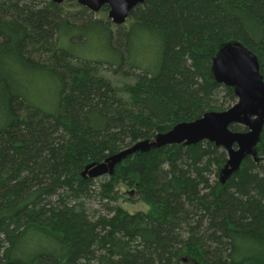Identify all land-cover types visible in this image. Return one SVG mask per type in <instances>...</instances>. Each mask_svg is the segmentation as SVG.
Returning <instances> with one entry per match:
<instances>
[{
  "label": "trees",
  "instance_id": "trees-1",
  "mask_svg": "<svg viewBox=\"0 0 264 264\" xmlns=\"http://www.w3.org/2000/svg\"><path fill=\"white\" fill-rule=\"evenodd\" d=\"M129 18L114 28L75 2L0 0V264H264V124L237 169L209 140L155 142L237 102L214 74L225 46L248 48L264 79V0H145ZM95 25L100 52L122 39L131 52L69 48ZM120 186L148 209L119 204Z\"/></svg>",
  "mask_w": 264,
  "mask_h": 264
},
{
  "label": "water",
  "instance_id": "water-1",
  "mask_svg": "<svg viewBox=\"0 0 264 264\" xmlns=\"http://www.w3.org/2000/svg\"><path fill=\"white\" fill-rule=\"evenodd\" d=\"M53 1L64 3L67 0ZM143 2L145 0H78L93 13L107 6L108 18L117 26L125 24L132 10ZM214 74L219 82L236 86L237 102L224 111H210L194 121L179 123L170 131L158 134L155 142L157 146H166L209 140L226 149L230 169H237L260 139L264 124V79L256 56L240 44H229L220 50ZM233 123H242L248 131H233L230 128ZM110 171V164L104 160L88 167L87 176L97 178Z\"/></svg>",
  "mask_w": 264,
  "mask_h": 264
},
{
  "label": "rangeland",
  "instance_id": "rangeland-1",
  "mask_svg": "<svg viewBox=\"0 0 264 264\" xmlns=\"http://www.w3.org/2000/svg\"><path fill=\"white\" fill-rule=\"evenodd\" d=\"M68 2L69 3L70 2L78 3V0L65 1V3H68ZM94 14H95V16L105 17V18L109 19L108 18V9L102 8V10L100 12L94 13ZM129 22H130V18L127 19V23H129ZM111 25L114 28L116 27V24H114L113 22L111 23ZM102 31H103L102 28H101V31H99L98 25L92 26L91 30L89 31V35H90L89 41H87L86 43H82L84 38L83 39H76L71 44V46H69V48L72 49L77 54L84 56V57H87V58H90V59H95V58L110 59V60H114V61H118V62L121 61L123 56L128 55L131 52V49H128V47L130 45L127 46L126 50H125V48L121 47L122 42H125V43L127 42L126 39L120 40L118 42V44H115V42H113V50L111 52H105V51L100 52L98 49L97 37H98V34L102 33ZM105 31L107 32V30H105ZM78 34H81V33H78ZM76 41H78L79 43ZM133 59L134 60H132V62H134L135 64H140L142 67L144 66V64L141 63L142 59H140V57L133 55ZM155 62H156L155 56L153 54H151L150 57L147 59V64L149 65V67H151L150 68L151 70H153ZM107 74L111 75V72L109 70H107ZM114 159L115 158H110L107 160V162L110 164V167L112 166ZM260 166L264 170V158L262 160H260ZM85 173H87V170L85 171ZM116 190H117V194L119 196V199L117 200V202L119 204L123 205L129 211L134 212L137 210H147L148 209V206L144 202L139 200L135 194L132 195L133 201L127 199L128 196H131V194H130L131 189L130 188H127L125 186H120V187H117ZM111 204L115 205L116 201H111ZM89 206L92 210H96L95 212L94 211L92 212L95 215L108 213L106 211V209H104L102 207L100 201L97 199H93L89 203ZM184 264H190V263L185 262Z\"/></svg>",
  "mask_w": 264,
  "mask_h": 264
}]
</instances>
